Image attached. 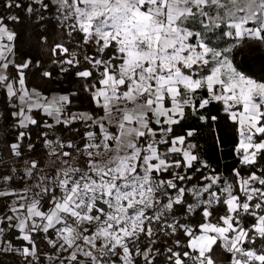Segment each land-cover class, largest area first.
Listing matches in <instances>:
<instances>
[{
    "label": "snow or ice",
    "instance_id": "6c2138e0",
    "mask_svg": "<svg viewBox=\"0 0 264 264\" xmlns=\"http://www.w3.org/2000/svg\"><path fill=\"white\" fill-rule=\"evenodd\" d=\"M54 2L62 22L72 21L69 34L79 33L84 45L96 47L97 55L85 56V60L99 73L98 86L92 85V96L104 116L93 123L99 127L102 138L98 140L94 132L85 134L86 171L69 165L51 178L53 188L45 183L48 177L36 185L40 189L36 196L54 193L56 189L61 193L59 197L51 196L47 211L41 209V201L36 198L10 209L13 215L6 217V227L15 228L17 238L30 246L23 247L20 254L35 257L32 233L54 230L57 240H49V244L69 253L65 257L68 264H116L117 259L120 264H137L136 257H142L145 264H154L151 248L136 247L133 252L130 245H135L142 234L152 239L151 225L156 223L165 235L180 231L186 237L183 243L180 239L175 241L176 248L182 250L166 249L169 264H214L206 254L219 246L218 241L232 254L231 264H264V247H246L255 245L257 239L264 241V173L253 172L245 178L233 169L243 201L233 194L231 184L225 183L220 189L226 194L222 201L217 192L211 191L213 185L220 183L218 174H202L201 179L207 184L186 188L182 186L184 182L193 179L187 174L189 170L201 171L209 165L201 161L197 145L188 139L196 135L194 127L186 135H169L174 125L190 116L204 123L209 119L215 122L216 116L204 112L213 102L220 103L236 125L235 152L240 164H257L258 157L264 154V82L247 77L235 66L234 53L246 40L264 42V0ZM33 5L49 7L47 0H32L27 6L29 13L34 11ZM13 6L19 8L21 4L13 5L9 0L5 5ZM190 25H198L199 30ZM216 29L230 41L223 48L211 46L205 39ZM15 39L16 34L0 18V86L6 88L10 98L19 101L18 111L11 113L17 127L37 124L29 115L34 109L42 110L65 127L77 119L92 120L87 114L63 118L70 103L68 95L48 98L27 89L24 70L30 61L15 65L19 87H14L7 73L13 64L9 57L14 53ZM56 49L68 53L63 45H56L53 51ZM108 50L111 54L104 59ZM63 63L78 66L79 61L73 53ZM76 75L88 79L93 72L85 69ZM103 121L115 124L116 132H109ZM153 123L158 131L151 127ZM24 136L25 132H19L18 140ZM145 137L150 139L142 143ZM161 145L167 146L164 151ZM19 146L11 145L17 156ZM67 147L73 145L69 143ZM101 150L113 154L98 161ZM70 155L67 151L62 153L63 157ZM173 156L178 158L172 159ZM63 163L67 165L68 161ZM36 168L37 162L33 161L26 175L31 176ZM165 175L170 178L165 179ZM189 193L195 197V204L188 203L185 208ZM205 193L209 199H201ZM9 194L0 192V196ZM214 202H222L226 210L216 223L211 221ZM197 208L202 223L190 225L175 219L177 211L192 214ZM243 216L254 218L251 228L242 224ZM88 226H94L90 234ZM4 230L0 228V234ZM80 256L85 259L80 260Z\"/></svg>",
    "mask_w": 264,
    "mask_h": 264
},
{
    "label": "trees",
    "instance_id": "16d2710c",
    "mask_svg": "<svg viewBox=\"0 0 264 264\" xmlns=\"http://www.w3.org/2000/svg\"><path fill=\"white\" fill-rule=\"evenodd\" d=\"M8 2L9 0H0V18H2L8 29L16 34V39L13 42V64L10 65L7 73L10 82L15 87H19L15 65L30 61L29 67L24 70L27 89L37 90L48 98L54 93L68 95L70 103L65 107L64 118L73 113L84 112L91 117L103 116V109L97 107L92 96L94 91L92 85L97 84L99 73L85 60V56L97 55L95 45H84L79 33L70 35L68 25L59 18L56 6L50 0H47L49 4L47 9L33 5L34 11L32 13L27 11V6L32 4L31 0H10L13 5L16 3L21 4L19 8L15 6L5 7ZM11 17H18V20H12ZM190 27L193 30H199L198 25H190ZM205 39L210 42L211 46L218 48H223L230 43L227 37L221 35L220 29L207 34ZM56 45H63L68 49V53H62L59 49L54 52L53 49ZM73 53L79 61L78 66L63 63V61L70 59ZM110 54L111 50L106 51L103 58L108 59ZM234 65L241 69L247 77L257 82H264V42L248 49L242 46L236 49ZM85 69L91 70L93 76L84 79L76 75ZM44 72L51 75L45 77ZM200 94L204 95L205 93L201 92ZM18 103L19 101L16 98H10L7 95L6 88L0 86V192L10 190L36 192V190H39L36 185L44 177H48V181L45 183L51 189L53 188L51 178L55 177L58 169L64 166L63 161L74 162L75 156H78L80 165H83L86 159L84 146L88 143L85 134L90 132L91 129L89 126L83 125L81 121L72 122L67 127L62 123L57 124L52 118L43 114L41 110L31 113L32 117L37 120L36 125L19 128L17 127V120L11 115V113L18 111ZM204 114L214 115L217 120L212 122L209 119L207 123H204L199 121L197 117L190 116L179 125H174L173 133L169 134L170 136L186 135L187 130L194 127L196 135L188 139L197 145L196 152L201 161L207 162L209 165V168L201 171L189 170L187 174L191 175L193 179L185 181L182 186L186 188H192L194 185L200 187L208 183L201 179L202 174H218L221 183L229 182L237 192L239 187L233 169L239 170L245 178L253 172L261 175L264 173V154L258 157L256 165L248 167L240 164L239 156L235 152L238 143L236 125L228 119L227 114L223 111L222 104L213 102ZM48 124H51L52 127H47ZM151 127L157 131L159 130L154 123L151 124ZM93 130L99 136L98 127H93ZM19 132H25L23 140H18ZM148 138H143L142 142L146 143ZM55 139H60L66 143L65 151L71 154L69 157H61L60 154H50L46 151L44 143L47 140ZM15 143L20 145L18 149L20 155L18 156L13 153L11 147ZM69 143L73 147H67ZM166 147V145L160 146L161 151L165 150ZM177 158L173 156V159ZM33 161L37 162V168L32 170L33 174L31 176H28L26 173ZM43 186L42 184L41 187ZM58 193V189H56L54 193L50 192L41 196V209L47 211L51 207V196H58ZM185 199V208L188 203L193 204L194 198L190 193L186 194ZM12 207V196H0V218L3 221L0 228L5 229L2 247L9 244V242H11L10 246L12 247L9 251L0 250V264H45L48 257H52L58 249L49 244V240L55 239V231L50 230L49 233L37 231L34 233L35 258L24 257L20 254L23 247L30 246L27 242L17 238L19 233L15 228L6 227L9 223L6 217L13 215L10 211ZM211 210L213 212L211 217L213 223H216L218 217L224 215L226 211L222 202L212 204ZM169 219L171 220L172 217L170 216ZM175 219L180 223L190 225H198L203 222L198 208L192 214H188L183 210L177 211ZM241 222L244 226L251 228L254 218L243 216ZM152 228L154 229L152 239L142 234L139 241L135 245H130V247L133 252H135L136 247L141 250L151 248L154 264H169L166 249L171 247L177 251L182 250V247L181 249L176 248L175 241L180 239L183 243L186 237L180 231L175 235H165L164 230L156 223L152 225ZM153 240L155 243H153ZM218 245L214 246L213 250L207 255L211 256L214 264H228L231 258L230 253L224 249L223 242L218 241ZM246 247L259 249L264 247V241L257 239L255 245H246ZM136 261L137 264H145L142 257H136ZM116 262L120 263L118 259Z\"/></svg>",
    "mask_w": 264,
    "mask_h": 264
},
{
    "label": "rangeland",
    "instance_id": "374dc122",
    "mask_svg": "<svg viewBox=\"0 0 264 264\" xmlns=\"http://www.w3.org/2000/svg\"><path fill=\"white\" fill-rule=\"evenodd\" d=\"M5 42H7V41H5ZM258 44H261V42L260 41H255V40H246L241 46L243 48H247L248 49V48L254 47V46L258 45ZM128 106L131 107V105H128ZM91 126H92V124H91ZM158 138L159 137H157V139ZM148 139H150V138H148ZM148 139H147V141H148ZM112 154L113 153L102 152L101 155L99 157H97V160L98 161H105ZM60 155H61V157H63L62 154H60ZM85 156H86V153H85ZM172 159H173V157H172ZM87 160H88V157L86 156V159L83 162V165H80V160H79L78 156H75L74 162L73 161L72 162L69 161L68 164L67 165L64 164V166L62 168L67 167V166L70 165L72 167L80 168V169L86 171L87 170ZM59 170L60 169H58V171ZM164 178L167 179V178H170V177H168V176L165 175ZM225 183L230 184L229 182H224V183H221L220 182L217 185H213V187L211 189V191L217 192L220 195L221 199H223L224 196L226 195L225 193H223V192L220 191V189L225 186ZM255 186L260 187L259 185H255ZM232 188H233V186H232ZM38 191H40V189L39 190H36V192H31L30 190H24V191H20V192H15V191H11L10 190V191H6V192L10 193L8 196H12V206L15 207V206H17L20 203H28L33 198H36V199H39L40 200L41 196H36V193ZM58 192L59 193H58V196L57 197H59L61 195L59 189H58ZM233 194L239 195L241 197V200L243 201L244 196H243V193L242 192H240V191L235 192V189L233 188ZM21 196H26L27 197V200H21L20 199ZM193 198H194L193 204H195V197H193ZM209 198L210 197L208 196L207 193H205L204 196L201 197V199H209ZM0 220H2V219L0 218ZM0 225H1V223H0ZM152 225H151V227H152ZM88 227H89V233L88 234H90L94 230V226H88ZM153 231H154V229H153ZM34 233H32V238H33ZM3 235H4V232L2 234H0V239H1V236H3ZM55 240H57V236L56 235H55V239L53 241H55ZM4 248H10V249H12V247L9 244H5L4 247H1V240H0V250L3 251ZM85 248H87V246H85ZM68 255H69L68 252L60 251V250L57 249L56 253L52 257H48L47 262H45V264H62V262H63V264H68V261L65 259V257H67ZM32 258H35V257H32ZM79 259L80 260H84L85 258L82 257V256H80ZM116 264H120V263L116 262Z\"/></svg>",
    "mask_w": 264,
    "mask_h": 264
},
{
    "label": "crops",
    "instance_id": "0c3cea01",
    "mask_svg": "<svg viewBox=\"0 0 264 264\" xmlns=\"http://www.w3.org/2000/svg\"><path fill=\"white\" fill-rule=\"evenodd\" d=\"M53 4H55V2H54V0H50ZM58 16H59V18L61 19V14L60 13H58ZM62 20V19H61ZM72 21H67V22H65L67 25H69L70 23H71ZM11 60H13V57H12V55L9 57ZM15 87V86H14ZM31 91V90H30ZM53 96H60V94H58V93H54V94H52L49 98H51V97H53ZM121 103H123V102H121ZM130 107V106H129ZM33 111H37V110H33ZM32 111V112H33ZM42 111V110H41ZM31 112V113H32ZM43 112V111H42ZM31 113H29V115H31L32 116V114ZM44 114V113H43ZM73 114H75V115H77V116H80L81 114H87V113H73ZM88 115V114H87ZM116 115H118V113H116ZM104 116V115H103ZM103 116H100V117H92L93 119L92 120H79V119H77L76 121H81L82 122V124L83 125H87V126H89L90 127V132H94L95 134H96V136L98 135L97 134V132L96 131H94L93 130V127H98L97 126V124H95V123H93V121H100V118L101 117H103ZM33 118V117H32ZM63 118H64V116H63ZM66 118H68V117H65V119ZM34 119V118H33ZM75 122V121H74ZM104 123H105V126L107 127V129H108V131L109 132H112V133H115L116 132V127H115V124H108L107 123V121H103ZM91 124H92V126H91ZM98 130H99V136H97V138H98V140L100 139V138H102V134L100 133V129H99V127H98ZM146 143H147V141H146ZM164 151V150H163ZM103 151H101V153H102ZM87 156V155H86ZM59 169H61V168H59ZM6 192V191H5ZM8 193V192H7ZM36 233V232H35ZM1 247H2V244H3V236H1ZM208 254V253H207ZM206 254V255H207Z\"/></svg>",
    "mask_w": 264,
    "mask_h": 264
},
{
    "label": "built area",
    "instance_id": "2783aa9c",
    "mask_svg": "<svg viewBox=\"0 0 264 264\" xmlns=\"http://www.w3.org/2000/svg\"><path fill=\"white\" fill-rule=\"evenodd\" d=\"M47 141H51L50 144H46V142L44 143V147L46 149V151L50 154H62L63 152H65L66 149V143H64L63 141H61L60 139H55V140H47ZM61 145H64L63 147H61ZM230 261L228 262V264H231V259H232V254L230 253Z\"/></svg>",
    "mask_w": 264,
    "mask_h": 264
}]
</instances>
